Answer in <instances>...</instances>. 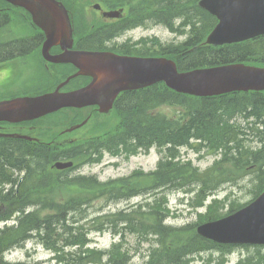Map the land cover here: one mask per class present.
<instances>
[{
  "label": "trees",
  "instance_id": "1",
  "mask_svg": "<svg viewBox=\"0 0 264 264\" xmlns=\"http://www.w3.org/2000/svg\"><path fill=\"white\" fill-rule=\"evenodd\" d=\"M95 1L108 2L112 7L135 3L131 9L134 15L137 11L142 14L154 11L159 24L179 34L186 33L182 42L162 43L158 39L155 54L173 59L180 70L237 62L264 66V35L219 46L204 43L216 19L198 6L199 0ZM8 10V4L0 1V28L13 20L12 12H17L14 8L12 12ZM177 19L181 23L175 27ZM73 20L74 35L81 37L77 42L88 46V38L83 37L85 30L76 15ZM36 31L0 43V61L34 52L43 40L42 33ZM162 105L174 107V115L157 111ZM115 115L117 122L111 129L74 145L49 147L0 137V183L8 185L0 189V202L4 204L0 220L20 212L16 225L4 228L0 234V248H4L3 242L11 246L32 235L56 247L58 236L62 251L57 254V264H126L134 252H140L143 260L145 257L143 264H183L194 255L225 248L196 233L198 222L220 215L214 211L223 207L224 201L214 199L205 214H197L195 223L174 226L164 223L170 211L168 195L175 191L192 193L191 202L195 204L191 205L202 206L207 195L244 177L250 180L253 196L264 190V91L194 97L177 93L160 82L121 94L115 103ZM151 146H156L163 156L149 173L134 171L116 180L100 182L94 175L65 178L62 173L60 177L50 168L60 158L74 160L78 167L99 161L104 149L129 157L146 152ZM183 146L205 150L219 158L200 170L190 159L181 158ZM58 186H73L74 191L62 195ZM59 195L64 204L57 206ZM137 196L144 198L128 209L106 214L105 210L100 213L89 208L96 201L108 204ZM29 204L37 208L27 211ZM242 205H230L228 212ZM71 208L75 216L68 214ZM103 231L117 235L118 241L107 249L88 247L89 234ZM127 234L136 237L131 247ZM145 242L149 246L146 252L137 246ZM65 245L76 249L64 253Z\"/></svg>",
  "mask_w": 264,
  "mask_h": 264
},
{
  "label": "water",
  "instance_id": "2",
  "mask_svg": "<svg viewBox=\"0 0 264 264\" xmlns=\"http://www.w3.org/2000/svg\"><path fill=\"white\" fill-rule=\"evenodd\" d=\"M30 13L32 22L45 34L43 57L54 63H70L78 71L55 91L34 97L0 101V121L31 120L63 107L96 104L108 112L116 95L163 81L176 92L194 96H215L233 91H263L264 68L228 64L178 72L167 58L121 56L110 52L72 51L70 19L56 0H5ZM199 6L216 16L218 23L206 43L221 45L264 34V0H200ZM116 16L117 12L108 13ZM59 45L62 53L50 55ZM91 76L85 87L61 93L59 88L72 77ZM6 135V134H5ZM11 136V135H10ZM59 168L70 163H56ZM199 234L219 243L264 244V192L234 214L197 227Z\"/></svg>",
  "mask_w": 264,
  "mask_h": 264
},
{
  "label": "rangeland",
  "instance_id": "3",
  "mask_svg": "<svg viewBox=\"0 0 264 264\" xmlns=\"http://www.w3.org/2000/svg\"><path fill=\"white\" fill-rule=\"evenodd\" d=\"M92 3H88V10L85 11L86 16L82 19L79 18V23L87 29L90 24L96 22H91L93 19H99L101 16L99 14L95 13L92 9ZM102 18V17H101ZM13 27L16 29H19L21 31V34H24L23 32L30 31V27L26 22H23V20L19 17L15 18L13 21ZM13 27H9L7 29H12ZM32 28V27H31ZM154 33L156 38L154 40H150L149 35L150 31L144 34L137 35L140 36V40L142 41H149V43L154 41V45H151L150 47L152 50L154 49L153 46L158 44V39L161 42H177L179 40L183 39V36H180L175 33L169 32L167 29H165L163 26H157L153 27ZM5 30V29H4ZM2 30L0 32V39H6L10 37L11 33L14 31V34L16 35L18 32L15 30L13 31H4ZM4 31V32H3ZM138 32V31H136ZM11 38V37H10ZM157 39V40H156ZM141 52L147 51V47L141 46L140 47ZM41 58L38 55H30L23 59L13 60L10 61L11 65H9L7 68L9 69L8 80L4 82L3 85L0 86V100L8 99L13 97L14 95L18 96H26V95H32L35 92H38L45 88H54L63 78L67 76V74L70 73L69 70L65 69H54L53 74H48L47 71L44 68V65H42ZM80 84V81L74 82L72 84H69L66 88L70 89ZM175 108L170 107L167 105H162L157 109V111L168 114L169 116H173L175 113ZM62 116H52L45 120L39 121L36 125V128H42L46 129L48 127H52L50 131L56 132L57 128H60L61 125H50L52 123V120H56L59 122V119ZM97 122H104L107 126L111 127L113 126L117 121L115 119L109 121L105 118H100ZM96 122L93 121V124ZM93 124L89 123L87 124L88 127L82 129L79 133H74V136L79 135L83 137H87L89 134V127ZM11 132H31L30 134L33 136L39 135L40 132H36L35 130L30 131L29 127L26 128H18V127H7L5 128ZM44 131V130H43ZM46 131V130H45ZM100 131V130H98ZM97 131V132H98ZM96 132V133H97ZM52 132L48 133L45 136H39L40 138L44 140L51 139ZM81 137V138H83ZM85 137V138H86ZM69 139H76L73 137L70 138H64L61 141H69ZM181 158L184 160L190 159L194 165L199 166L200 169L204 170L207 167H209L213 160L215 159V155L209 153L208 151L202 150L200 152H197L196 150L192 148H182L180 150ZM161 158V153L157 150V148H151L147 153H139L137 155L131 156L129 158H121V157H112L108 153H106L103 156V159L101 163L97 165H83L81 168L82 173L86 174H97L98 177L101 180H108V179H115L122 176H128L131 174L134 170H141L144 172H148L150 170H153L156 167L157 162ZM74 191L73 186H67L62 187V190L59 191L61 194H64L65 191ZM225 192H232V197L236 198V202H232L228 206H225L224 208H219L218 210L214 211L215 214H224L226 210L229 209L230 205L240 204L248 201L250 198H252V186L250 184V180L248 177H244L240 179L236 184L234 185H226L218 192L219 195H223ZM183 193L181 192H171L168 195V204L169 209L171 211V214L169 215L167 219V223L177 224L181 225L186 222H191L196 220V214L194 211L189 207V203L183 205L181 197ZM143 199L141 198H135L131 201V204H136L141 202ZM101 205V201L95 202L94 206L99 207ZM93 206V207H94ZM93 207L90 208V210L93 209ZM129 204L127 201H120V202H111L108 203L105 206V211L107 213H112L120 209H128ZM174 215L176 217L174 218ZM92 246H96L97 248H108L111 243L116 239V236L113 235L110 231H105L102 233H93L92 234ZM128 237V245L131 247L135 244L136 237L133 234H127ZM139 248H143L142 245H137ZM248 254H253L255 256H264V247L262 248H256V247H239L235 249L230 255L226 256V258H221L220 256L214 255V259L212 261L213 264H237V262L247 256ZM11 259L13 260H20V261H27L28 264H33L35 262H40L41 264H50L53 262L51 254L48 250L44 249V247L40 245H36L35 243L27 244L26 247L22 250H17L13 254H11ZM131 258L129 260L128 264H143V257L140 252H135L130 254ZM206 255H203L202 258L195 259L190 264H205L204 262L208 261L205 259ZM9 258V257H8ZM222 262V263H221Z\"/></svg>",
  "mask_w": 264,
  "mask_h": 264
},
{
  "label": "flooded vegetation",
  "instance_id": "4",
  "mask_svg": "<svg viewBox=\"0 0 264 264\" xmlns=\"http://www.w3.org/2000/svg\"><path fill=\"white\" fill-rule=\"evenodd\" d=\"M60 1H62V0H60ZM129 6L130 5H128V4L125 5V7H129ZM95 12L101 13L102 11L100 9H96ZM127 12L128 11H126V10H122V13H121L119 18H111V19L102 17V13H101L99 15L102 17V18L100 17V21L103 22L101 26H104L105 28H110L109 34H111L115 29V27H113V26L119 25L122 27H131L129 25H132L133 23H140V21H141L140 17H137L136 19H132L130 16L127 15ZM154 21H155L154 20V14H151L149 17L147 15H145L144 21H143L144 24L142 25L143 28H145L146 30H149V27L152 28ZM136 34L140 35L138 33H135V31H132V32L130 31L128 36H126V37H122V38L116 37V38L111 39V40L107 39V40H105L103 47L105 49L114 50L115 52H117L119 54H121L120 51L122 49L136 50L143 45L142 41L140 40V36L137 37ZM150 37H151V35H150ZM50 52L52 54H56V53L60 52V50L58 52L51 50ZM47 65H51V64H47ZM8 72H9V69L7 67L0 69V86L3 85L4 82H6V79L8 78V77H6V75H8ZM84 78L85 79L81 80L80 84L76 88L83 86L89 82V80H90L89 78H87V77H84ZM51 141H54V139H51L50 142Z\"/></svg>",
  "mask_w": 264,
  "mask_h": 264
}]
</instances>
